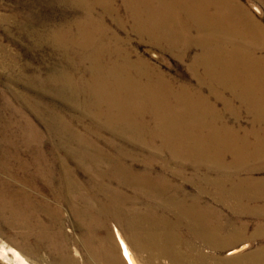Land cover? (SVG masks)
Segmentation results:
<instances>
[{"label": "bare ground", "instance_id": "1", "mask_svg": "<svg viewBox=\"0 0 264 264\" xmlns=\"http://www.w3.org/2000/svg\"><path fill=\"white\" fill-rule=\"evenodd\" d=\"M70 2L81 17L49 37L64 64L35 83L76 108L39 98L32 111L44 135L26 120L1 129L0 216L50 264H121L119 254L140 264L134 248L146 254L141 264H264V243L244 253L251 240L264 242V177L255 176L264 171V25L236 0ZM130 34L188 58L195 86L131 51ZM217 103L249 126L220 128ZM228 235L243 243L223 261L218 240ZM8 254L27 264L13 249L0 259Z\"/></svg>", "mask_w": 264, "mask_h": 264}, {"label": "rangeland", "instance_id": "2", "mask_svg": "<svg viewBox=\"0 0 264 264\" xmlns=\"http://www.w3.org/2000/svg\"><path fill=\"white\" fill-rule=\"evenodd\" d=\"M236 1L256 20L264 25V0ZM70 3V0H0V131L4 126L7 127L9 122H14L13 125L10 126V130L13 131L16 122L20 124L22 120H26L43 134L45 132V127L37 119L35 112L32 111V108L34 107L33 105L42 102L43 100L46 101H43V104H49V106L51 104V106H56L57 108L60 107L59 109L61 110L67 108L72 112L71 107L76 108L73 104L65 105V103L57 96L55 97L53 95L52 97H49L47 95V97L46 93L41 90V87L35 83L36 79V81H45V79H49L50 73L53 74L54 71L56 72L55 69L60 70L64 64L63 59H61L60 50L56 46L51 45L49 37L53 31L64 30L76 19L81 17V12L78 7ZM116 4L120 7L119 3L116 2ZM255 9H258V12H256L257 10ZM97 12H99V9H97ZM106 23L109 24L110 21L107 20ZM112 28L114 29L113 25ZM118 34L121 37L126 36L123 32H119ZM136 38L137 37L134 34L129 35V48L131 51L149 61L151 65L161 70L168 77L175 78L180 82H187L191 87L195 86V80L190 76V73L187 70V65L190 63L188 58L178 60L171 54L167 52L161 53L159 50L150 47L145 41ZM194 52L195 51L193 50V53ZM39 98L43 100L40 101ZM22 102L25 104H22ZM222 106L221 103L215 105L216 110L222 114L223 117L220 121V128L224 126L234 127L239 131L241 128L249 126V119L246 116H243L242 114L240 121L237 123L225 113L224 107ZM76 112H78V110H76ZM75 114L79 115V113ZM151 127L152 125H149V128ZM108 132H101V134L103 133L101 136L108 139L110 135H115L114 133ZM196 134L201 138V135L204 137L207 135V132H199L198 130ZM46 141L47 139L45 142ZM45 142L43 144V150L48 148L47 145L45 146ZM119 143L122 144L121 141ZM174 167H186L187 169L193 168L192 165H189V162L181 163L179 161L177 163L175 161L171 163V168L173 169ZM200 168L201 172L206 170L203 166H200ZM186 172L189 174L190 171L186 170ZM234 173L235 171L231 174ZM263 175L264 171L257 172V175L255 174L256 177L259 176L258 178L264 177ZM184 189L188 193H195V189L192 188L191 183H185ZM205 200V203L208 202L211 207L222 212L223 215H226L227 217L231 215L230 217L232 218L235 217L227 207L225 208L223 205L212 202L208 199ZM133 204L131 206H136L138 210L142 207L140 201H136ZM4 218L0 216V252L1 249H5L6 251H9V249L16 250L25 257L27 264L51 263V258L48 256L47 252L44 250L35 252L32 248L33 240H23L21 237L23 231L17 227H12L10 218H6V216ZM68 224L69 223L67 222L65 225L66 227H64L66 233L70 228V224ZM178 233L183 235L184 230L179 229ZM128 234L129 233L125 231L123 235L127 238L129 236ZM221 238L223 239L221 240ZM221 238L218 242H222L221 244L224 246L227 245V248L223 249V252L219 256H222L223 261L229 260L233 258V256L226 255V252L230 248L240 246L243 243V239L236 235H228V237L223 236ZM260 240L261 239L258 238L251 240L250 246L244 250V253L257 250L256 247L258 248L264 243ZM136 249L137 248H134V253H136L135 255L139 263L141 264V262L143 263L144 261H147L146 254ZM79 252L82 254L83 251ZM7 257L8 260L0 259V264H14L12 254H8ZM78 258L79 256H77V259ZM118 260L121 264H124V260H122L120 254L118 255ZM160 262L163 264L165 261L160 260Z\"/></svg>", "mask_w": 264, "mask_h": 264}]
</instances>
